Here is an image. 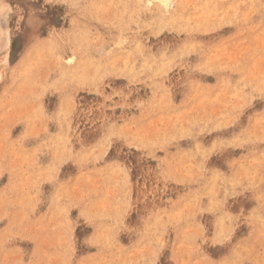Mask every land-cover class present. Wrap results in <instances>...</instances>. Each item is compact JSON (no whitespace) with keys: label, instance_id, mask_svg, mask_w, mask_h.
<instances>
[{"label":"rangeland","instance_id":"obj_1","mask_svg":"<svg viewBox=\"0 0 264 264\" xmlns=\"http://www.w3.org/2000/svg\"><path fill=\"white\" fill-rule=\"evenodd\" d=\"M0 264H264V0H0Z\"/></svg>","mask_w":264,"mask_h":264},{"label":"bare ground","instance_id":"obj_2","mask_svg":"<svg viewBox=\"0 0 264 264\" xmlns=\"http://www.w3.org/2000/svg\"><path fill=\"white\" fill-rule=\"evenodd\" d=\"M144 9V8H143ZM128 46V45H127ZM99 54V53H98ZM189 129V128H188Z\"/></svg>","mask_w":264,"mask_h":264}]
</instances>
